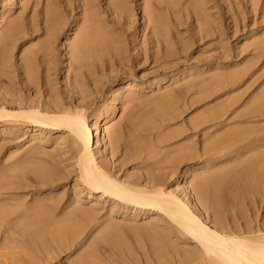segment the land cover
Here are the masks:
<instances>
[{
  "label": "bare ground",
  "instance_id": "bare-ground-1",
  "mask_svg": "<svg viewBox=\"0 0 264 264\" xmlns=\"http://www.w3.org/2000/svg\"><path fill=\"white\" fill-rule=\"evenodd\" d=\"M5 1L10 2L8 4L9 6H11V8L14 6L15 0H1L0 8L4 9L6 7L7 9V6H6L7 4L6 5L4 4L6 3ZM19 4H20V9H19L18 14L20 16H23V18L22 17H18L17 19L11 18V17H14V16L9 15L11 10H5L4 13L0 17L1 19L0 20V26H1L0 28V44H1L0 46V95H1L0 97V127H3V128H0L2 129L0 131V144L3 146L9 145V144H13L17 140L16 138L17 137L16 135L18 134L17 127L19 126V124H24V125L29 124V126L33 127V129L35 128L36 131H38V133L36 132L35 134H33L28 141L26 140L24 144L18 147V148H21L20 153H22V155H20L19 153L20 157H18V159H16L15 157L16 153L14 156L15 158L11 154V156L14 159H16L14 162H10V163L8 162V161H11L9 160L11 157L9 158V156H7L6 158H3L0 161V169L4 177V181L2 183V186H0V190L5 191L4 194H2L3 192L0 193V264H52V262L55 261L54 258L56 257L54 255L56 251H55V248H53V244L56 245L57 243H59L57 241H60V240H56V239L59 237H64V235L67 234L69 230L68 228H66L68 230H66L65 228L63 229L64 225L62 226V224H65L64 222H68L69 224H71L70 221H72V223L76 222V225H77V222L78 223L79 222H83V223L89 222L90 224L92 222L98 223L99 221H104L105 223H112V220L114 219V217L117 218L116 216L118 215L122 216L121 218H123V221L129 220V222L130 221L137 222L138 220L141 221V220L149 219L151 223H155L157 225H159L160 222H163L165 220H168L170 223H172L176 228L174 229V231L178 233L176 234L181 235V237L185 239L187 238V240L194 243L196 245L195 248L199 250V252H196V253L194 251V248H190L192 249V251H194L193 253L190 252L191 250L185 251L184 253L187 254L185 255L188 256L189 259L191 257L193 259H190V260L188 259L189 261H191V263L190 262L186 263L187 261L186 259L188 258L187 257L184 260H182L183 262L182 264H185V263L186 264H197L198 261H199L198 264L200 263L201 264H264V215L260 218L259 221H257L259 216H257L256 214L254 215V219H252L251 221L247 220L246 219L247 217L244 216L243 217L244 222L242 225L243 227H241V225H238L232 221H231L232 223L229 224V222H226V220L224 219V212L225 210H227L226 209L227 205H225V203H229L230 206L229 205L228 206L231 207L232 203H234L235 200L239 201L240 199H242V197H245L248 194L254 195L255 198H261V201L264 200V151L261 150L264 147V91H262V89H261L262 91L261 93H258L256 96H254L251 99V101L244 103L241 106L238 104L239 103L238 100L240 101L239 97L242 96L241 94L235 95L236 93L234 94L233 92L232 94H230L231 93L230 92L228 95H225L224 97L221 96L220 99L221 98L223 99L218 101L216 104H213L214 106L209 108L208 114L206 111L207 116L203 117L204 119L200 117L201 119H203V121L201 119L198 120L197 117L195 119V120H198L199 122L202 121L200 124L199 122L197 124H199V126H203L202 129L200 130V133L202 134L201 137L204 138V142L202 145L203 148L201 147L202 150L200 149L201 150L200 154L202 153L203 155L206 154V156H208L207 154L213 153L212 156L216 154L215 158L218 157L220 160V154L222 156L221 151L226 152L225 150H227L228 153H230L229 151H231V149L234 152L236 151L241 152L243 150H245L246 152L258 151L256 152L255 156L252 153H249V155L252 154L253 156L249 160L247 159V162H245V165H246L244 169L245 175L244 176L238 175V173H235V171L231 172L229 170L228 172H225V173L219 172L220 174L212 172L214 173V175H211L207 179L205 178V180H202L200 182L197 181V184L195 185L194 188H192L193 187L192 184H191V187H189L187 181H188V177H189L188 175L190 173V169H187L185 167L186 169L182 172L179 165H181L180 160H183L184 158L181 157L183 156L181 154L177 156V154L180 153L178 152L179 149H181V147L178 146L175 150L172 149V151L174 150L176 154L173 153L171 149L168 150L169 152L171 151L173 155L175 154V157L173 158H170L172 154H170L169 157L163 156L161 151H164L165 149L160 151V154L162 155V157L165 158V160L166 158H170L169 159L170 162L168 163H171L172 165L177 164L176 170L174 168L171 169L170 174H172V172L173 173L174 172L179 173L180 171L182 172L181 183L179 182V184H177L176 186H172L173 187L172 189L167 190L166 181L168 182L169 177L171 178L170 174H169V177H167V179L165 177L168 174H166L164 177L163 172H162L163 177L158 176L160 167L159 168L154 167L152 169V166L148 165L149 160L147 161V159L152 158L153 157L152 155L156 153L155 145H153L152 143H148V142L146 143L144 139L143 141L138 139V136H137L138 127H140L142 124L140 123L141 125L137 126V124L134 123L136 120H134V122L132 120L133 123L130 120H128V122L125 123V125L116 123V122L111 125L110 123L108 124V121L111 120V118L113 117L115 110H117L116 105L115 106L113 105L114 102H112L113 106H110V103L102 102L103 105L100 104V106L96 107L93 113V118L95 119L94 120L95 122L92 120L93 124L90 125L87 118L85 117V113L83 112V108L87 106L86 105L87 103L85 102L88 99V95L86 94L85 91H83L79 83L80 79L83 82L86 78L89 79V81L90 80L97 81L96 77L100 75L108 77L107 81H105L108 86L115 82H118L119 80L121 84L119 85L116 91L117 95L115 96L113 94L114 93L113 90H110L109 92L113 91L112 94L117 99H119V104L121 105L120 107L130 105L132 108H136V110L138 109L137 106H139L142 102L140 100L142 98L141 96L144 93L146 94V92L149 91L151 87L154 86V89L156 88L155 93L157 96L153 98L154 100L151 99V101L153 102H150V103L157 104V106L160 107L159 109H161V111H163L162 109H164V114L168 110L170 111L169 112L170 114L172 112V114L174 115L176 114L174 110H176L177 112L178 109H176V106H179L178 104L181 101L187 100V104L188 103L195 104V101H198V100L200 101L202 99L205 101V99H208V98L210 99V97H212V95L214 94L218 96L220 92H222V90L224 91V89L230 86H235L238 82H241V79H243L244 76L247 75V72L250 70V68H248L249 66L247 67L249 70L248 69L242 70L241 68H243L244 66L243 67L241 66L240 69L242 71L239 70L237 72L235 69L236 73L232 71L230 72L232 74H229V75L226 72L224 73L225 70L222 71L220 74H218L219 72L217 70L218 75L210 74V76L207 78H200L199 76L197 79L195 78L190 81L182 82L178 85L174 83V85H171V86L168 85L167 87L166 86L163 87L164 80L166 79L167 72L169 71L168 67L176 64L174 62L175 64L173 63V65L171 64L168 67H164L165 66L164 62L166 61L163 59L167 60L168 58L172 57L171 56L172 53L168 52L167 50L169 48L176 47L178 44H181V43L185 44V42L186 43L188 42L180 37L181 34L179 33V30H180V27L182 26L183 27L186 26V28L188 29L189 35H187L188 36L187 38L189 41L191 39L192 42L194 41V43L204 42V46L205 44L206 46H208L207 44H208V41L211 40L210 38L215 36L216 40H218L220 43L222 42L224 43L223 48L229 44L228 39L232 38L234 39V41L237 40L238 37H240L239 33L244 34V35L248 34L249 36L250 34H253V32H256L252 36L253 39L252 38H250L251 40L249 39L250 40L249 44H250V47H253L255 50H258V52H260L259 53L260 55L257 57L258 61L255 60V62L256 61L259 62V59H261L262 60L261 63L262 65H264V58H263V55H264V0H19ZM136 10H140L142 12L143 21H144L143 23L144 32L141 38L142 41L140 42H138L139 40L134 38L135 36L132 37V35H129L128 33L130 29L136 28L135 27L136 24L134 23L135 21L133 20ZM27 16H28V19H27ZM191 18L192 20L196 22V24L193 28L189 29L187 25V21ZM69 26L71 27L70 30L73 31L72 32L73 34L72 35L70 34L71 38L65 36V42H63V45H62L63 53H60L62 55V57L60 56L61 57V61H60L59 60L60 58L58 59L57 55L55 54V48H56L55 43L58 37L62 36V34L65 32L66 27L68 29L70 28ZM20 29H21L20 32L22 35L21 37L22 39L26 38L27 36L32 37L33 35H36L37 33L41 32L42 33L41 35L45 37V41L42 39L44 43L41 44L40 40H38L41 45L36 48L22 49V51H20L21 52L20 57L17 58L19 59L17 61L18 63L12 64V61L10 60L11 58L9 56L10 54L8 53V48L10 46L11 48H14L10 44H11L13 37H15L14 36L15 33ZM185 35H183V37ZM129 38L131 39L130 42L132 43V46H131V43L129 42ZM245 43L246 42H244L243 44ZM216 45L218 44L216 43ZM233 45H234V42H233ZM179 47L181 46L179 45ZM237 47L238 46L236 45V48ZM28 48H32V47H28ZM207 48H205V50ZM132 49H133V52L134 50L136 51L133 54L135 55L134 57H132V52L130 55V51ZM183 49H182V52L184 51ZM242 49H243V46H242ZM163 51L164 52L166 51L165 54ZM162 52L163 54L161 55L163 56L159 57V54ZM201 53L204 54L203 52ZM174 54L176 53L174 52ZM225 54L226 52H224L222 56L220 55L221 57L216 56V58H213V59H216V61H223V59H225ZM63 58L65 60H62ZM192 59L193 58L191 56L190 57L188 56L184 59V61L189 62ZM196 59L198 60V58ZM148 60L150 61L149 62L150 64H153L152 70L154 71V75H153L154 78L151 80L148 79L147 74H143L145 73V70H146V68L144 67L145 62ZM64 63H65V67L63 65ZM60 64L62 68L59 67ZM254 65L255 64H253V66ZM253 66H250V67H253ZM233 67L235 68V66ZM262 68L264 67L262 66ZM62 70L64 72L63 74H64V79H65V85H64L65 92L64 93H62V91L55 92L54 91L55 88L53 87V85L56 87L54 77H57L58 75H60ZM136 70L138 74L139 72H141V74L138 75L136 73ZM229 70H230V67H229ZM192 74H196V73H192ZM259 74L261 75V73ZM252 75L253 74L248 75L249 80L247 79V83L250 81ZM174 76L175 75L172 76V81L176 79V78L175 79L173 78ZM191 77H189V79ZM126 78L127 80H124ZM255 78L256 77H254V79L252 78V80L254 81ZM137 80H139V83H137ZM259 80L257 79V81ZM242 83H239V84H242ZM23 87H25V89L29 91L30 90L32 92L34 91L39 96L37 98H34L33 95L32 97H29L28 95L27 98H24L23 96L20 95V92ZM241 89H240V93L243 94L244 91L241 92L242 91ZM248 89L249 88H247L246 90ZM161 90H164V91L162 92ZM36 94H35V97H36ZM110 100L111 99L107 101L110 102ZM149 100L150 98L148 99L147 102L144 101L147 103L146 106L148 104L150 105V103H148ZM116 101L117 100H115V102ZM142 104H145V103H142ZM161 106H164V108L163 107L161 108ZM127 107L126 109L130 108V107L128 108ZM153 111H155V109ZM182 111L187 112V109L182 110ZM118 112H120L119 109H118ZM144 112L142 113V115L144 114ZM151 113L153 114L152 116L156 114L154 112H151ZM166 113L168 114V112ZM160 114H162V112ZM129 116H130L129 118L131 119V115ZM170 117H172V115ZM194 117L192 118L194 119ZM166 118L167 117H165L164 120ZM145 119H147V117H145ZM173 119L175 118L173 117ZM188 119H191V118H188ZM138 120H140V118H138ZM126 121L127 120H125V122ZM153 122L155 121L154 120L151 121V123ZM166 122L168 123V120ZM196 122L197 121H195V123ZM148 123L150 122L148 121ZM186 124L188 125V123ZM197 124L196 126H198ZM143 127H145V125ZM182 127H184V125ZM193 127L195 129V126ZM221 128L222 130L223 129L224 130L222 131ZM151 129L149 131H151ZM160 129H162V127ZM173 129L175 128L173 127ZM178 129L177 131L181 130L182 128H180L179 130ZM20 130L22 129L20 128ZM45 130L46 131L49 130L52 132L53 131L58 132V130H64L65 132L68 133L69 135V136L67 135L68 140L67 139L66 140L69 141L68 142L69 145L71 144L70 146L71 150L74 152V153L71 152V154L73 153L75 155L74 156L75 158L74 157L73 158L77 159V167L79 171L78 180H79V184H81V186L84 187V188L82 187L83 189L81 188V186L80 188L78 187L79 190L77 186H75V188H73L74 186H72L73 192L69 194L65 190L64 188L65 186H64L62 187V192L58 193L54 197H51L50 195L53 192L52 189H47L46 191L48 192V194L42 195L46 191L42 192V189L39 188V186H46L48 184L45 182L50 179L51 173L46 167H43V166L30 167L31 165L27 163H28V160H32L34 162V160L37 159L38 155L40 154L46 155V153L41 151L43 149L44 144H46V139L44 136ZM94 130L95 131L100 130V132L102 133L101 138H98L96 134L95 136L93 135ZM217 130L219 131L217 132ZM154 131H158V130H156L155 128ZM171 132L172 131H169V134H171ZM180 132L176 134H181ZM185 133H188V131ZM176 134H174L173 136H175ZM182 134L180 136H182ZM165 136L167 135L165 134ZM168 136L167 138L172 137V136H169V137ZM160 138L162 140L163 137H160ZM164 139L166 140V137ZM165 140H162L161 143H164ZM170 140H173V139H170ZM183 140L184 139H182V141ZM131 141L132 143H130ZM156 142L157 140H155V143ZM166 142L168 143V140ZM54 143L56 144V142ZM58 143H61V142H58ZM161 143L159 142L160 145H162ZM63 144L62 146L64 147V145L66 144L64 145ZM100 145L102 146L103 149L98 148ZM131 145L133 146L132 149H130ZM186 146L184 148H186ZM93 147L97 149L95 150ZM167 149L168 148L166 146V154H168ZM132 150H134L133 155L130 154ZM188 150L189 151L187 153L185 150L184 153L187 154L185 156L192 159L195 156V151H193V148H190V149L188 148ZM50 152L51 151H48V153ZM66 152H68V150H66ZM218 153H219V156H217ZM7 154H9V152ZM19 155L17 153V156ZM228 155L229 154H227L226 156ZM212 156H210V158ZM141 157L144 159L143 161L144 163L146 160V163H145L146 172L145 173L143 172L144 174L139 173L138 175L137 173L139 171L137 173L135 172L137 176H134L135 175L134 172H133L134 175H131V173L127 174L125 172V168L128 166V164L132 162V159L134 158L140 159ZM205 157H202V158L205 159ZM39 158L41 157L39 156ZM65 158L66 157H64V159ZM210 158L207 160H211ZM231 158L234 159L233 157ZM158 159H155V160H158ZM190 159L188 160L190 161ZM238 159L240 160V158ZM45 160L47 161V159ZM60 160L62 161L63 158H60L58 161ZM212 160L215 162L214 157ZM63 161L65 162V160ZM69 161L71 162V160ZM183 161H185V159ZM37 162L35 163L37 164ZM45 162H43V164ZM136 162L138 161L136 160ZM163 163L165 164L166 162H163ZM168 163H166L167 166H168ZM164 164L162 165L160 164V165L164 166ZM242 165L244 166V163H242ZM66 166H69V165H66ZM73 166L75 167V165ZM236 167L237 166H235V168ZM61 168H64V167H61ZM161 168L163 169V170L161 169L162 171L165 170L163 167ZM228 168L230 167L228 166ZM65 169L68 170L69 168H65ZM167 170H165V172ZM207 170H209V168ZM30 174L32 176H30L29 178L28 175ZM69 174L71 173L69 172ZM191 176L192 175H190V177ZM64 179H67V178H64ZM193 180H195V178ZM28 182H31V183H28ZM84 190L88 191L86 198L91 199L92 197L99 195L98 198H103L101 202L103 203L110 202L111 204H110L109 210L106 211L104 215L100 216V213H97L96 211L97 210L96 207L101 206L102 203L99 202L97 199L94 202H92L93 203L92 205L89 204L90 206H84V207L78 206L79 204L78 201L82 200L80 199L81 198L80 195L82 196V193H83L82 191ZM76 196H79L78 201H72V199H74ZM64 198H66L65 200L66 202H64V204H66V208L62 207V208H65L62 214L60 216L55 217V214H53V209L55 208V205H58V202L60 200L62 201V199ZM51 202H53V204H51ZM74 203L76 204L74 205V208H73L72 204ZM245 205H248V204H245ZM71 207H72V210H71ZM209 207H211V209L214 212L213 218H209L210 217L209 215L205 217L203 216L204 214L202 212L204 211L202 210L206 211L208 210L207 208ZM67 212H70V213L65 214ZM213 212L211 213L213 214ZM235 212H237V210ZM152 215H155V217H152ZM83 223H80V224H83ZM94 223L92 224L94 225ZM58 224L62 227H58ZM72 226L74 228V224ZM94 226L95 228L93 229H96L97 226L96 225ZM113 227L111 226L112 229ZM162 228L165 229L164 227ZM158 229L160 228L156 229L157 231H155V234L157 235L155 236L154 239L158 240L159 245L161 247L162 246L164 247L166 245L165 240L167 238L165 239V237L162 235L164 233L161 231H158ZM78 230H80V232L83 231V230L81 231V228ZM90 230L88 231V235H89ZM151 230L153 231L154 229H151ZM145 232L147 233V231ZM70 233H68V235ZM109 233L110 232H108V234ZM101 234L103 235V233ZM113 234H114V231H113ZM115 235L117 234L115 233ZM76 236L79 237L80 235L75 234V237ZM109 236L111 235L109 234ZM75 237H72V238H75ZM72 238L70 237V239ZM90 238H91V235H90ZM96 240H97V237H96ZM121 240L122 239H120V241ZM177 243H179V241ZM110 245L112 246V244ZM110 245H109V249H110ZM125 246L121 248H125ZM135 247L136 245L134 246V248ZM186 249L187 247L184 248L183 250H186ZM159 250H161L162 253L164 252L162 251V249H159ZM68 251L69 250H67V252ZM89 252L86 253L85 255L83 254L82 256L78 255L80 258V264H105V263H101V260L97 261L98 259H95L96 257L91 255L93 253L91 252L90 254ZM98 252L100 253V251ZM111 252H113V249ZM124 253L126 252H123V254ZM170 253L172 254V252ZM178 253L180 254V251ZM156 254L158 255V253ZM60 255L62 254L60 253ZM174 256H177V254H175ZM162 258L160 256L157 262L156 261H152V262L154 263L156 262L158 264L159 259H161L164 263V260ZM166 258H168V256ZM173 260L176 261V258L174 257ZM192 260H194V262ZM179 261L181 262V260ZM135 262L137 263V261ZM63 263L66 264V262H63ZM167 264L169 263L167 262Z\"/></svg>",
  "mask_w": 264,
  "mask_h": 264
},
{
  "label": "rangeland",
  "instance_id": "rangeland-1",
  "mask_svg": "<svg viewBox=\"0 0 264 264\" xmlns=\"http://www.w3.org/2000/svg\"><path fill=\"white\" fill-rule=\"evenodd\" d=\"M0 2H1V0H0ZM6 2V1H5ZM8 3H10V2H6V3H4L6 6H7V9H6V7L4 8V9H2V8H0V17H1V15L4 13V11L5 10H11L10 11V14L9 15H11V16H14V17H11V18H13V19H17L18 17H22L23 18V16H20L19 14H18V12H19V9H20V4H19V0H15L14 1V6L11 8V6H9V4ZM12 3V2H11ZM19 4V5H18ZM0 7H1V3H0ZM9 7V8H8ZM3 10V11H2ZM18 10V11H17ZM138 11V12H137ZM2 12V13H1ZM17 12V13H16ZM16 14V15H15ZM75 15V14H74ZM77 16V15H76ZM24 17H26V16H24ZM75 17V16H74ZM27 19H28V16H27ZM1 20V19H0ZM133 20L135 21L134 23L136 24L135 25V29H130L129 30V35H132V37H134V38H136L137 40H139L138 42H140V41H142V35H143V32H144V21H143V14H142V12L140 11V10H136L135 11V16L133 17ZM195 21L194 20H192V18L191 19H189L188 21H187V25H188V27H189V29L190 28H193L194 26H195V24H196V22L194 23ZM140 24V25H139ZM194 24V25H193ZM70 27V26H69ZM0 28H1V26H0ZM134 28V27H133ZM71 29V27L68 29L67 27H66V30H65V32L62 34V36H60V37H58V39H57V41H56V43H55V54L57 55V58L61 61V57H62V55L60 54V53H63V49H62V45H63V42H65V36H67V37H70L71 38V35L73 34L72 32L73 31H71L70 30ZM143 30V31H142ZM21 29L20 30H18L16 33H15V37H13V39H12V41H11V44L10 45H12V47H14V48H11V46L8 48V53L10 54L9 56H10V60L12 61V64H17L18 62V60L19 59H17V58H19L20 57V54H21V52L20 51H22V49H33V48H36V47H38V46H40L42 43H44V41H45V37H43L41 34V32H39V33H37L38 34V36H37V34L36 35H33L32 37H29V36H27L26 38H24V39H22L21 37H22V35H21ZM182 31V32H181ZM70 32V33H69ZM135 32V33H134ZM68 33V34H67ZM142 33V34H141ZM179 33L181 34V38H183L184 40H186V41H188L187 43L185 42V44H178L176 47H174V48H169L167 51L168 52H171L172 54H171V56L173 57H170L171 59H172V61H171V59L170 58H168L167 60L169 61H167L166 59H163V60H165L166 62H164L163 64L165 65L164 67H168V66H170L171 64L173 65V63L175 64V65H173V66H170V67H168V72H167V75H166V79L164 80V84H163V87H167L168 85H174V83H176L177 85L178 84H180V83H182V82H186V81H190V80H192V79H197L199 76H200V78H207V77H209L210 76V74L211 75H216L218 72V74H220L222 71H224V73L226 72V73H228V75L229 74H232V73H230V72H235V69H236V71L238 72L239 70L240 71H242V70H244V69H248V68H250V70L247 72V75L246 76H244V78L243 79H241V82H238L235 86H230V87H228V88H226V89H224V91L222 90V92H220V94L218 95V96H216V94H214V95H212V97H210V99L208 98V99H205V101L202 99V100H198V101H195V104L194 103H188L187 104V100H184V101H181L178 105L179 106H176V109H178L177 110V112H176V110H174L175 111V113L177 114H172V112H171V114L169 113L170 111H166V112H168V114H170V115H168L166 112H165V114H164V109H162L163 111H161V109H159L160 107H158L157 106V104H155V103H150V102H153V101H151V99H153V98H155L157 95H156V91H155V89H154V86L153 87H151V89L149 90V91H147L146 92V94L144 93L141 97V104L139 105L140 106V108H139V106H137V110L138 111H140L141 112V114H140V112H138L137 110H136V108H132L130 105H126V106H122V107H120L121 105L119 104V99H117L115 96L117 95V93H116V91H117V89H118V87H119V85L121 84V82L118 80V82H115V83H113V84H111V85H107L106 84V82L105 81H107V79H108V77H105V76H103V75H100V76H98V77H100V78H98V77H96V79H97V81L95 80H90L89 81V79H85L83 82H82V80L80 79V85H81V87H82V89H83V91H85L86 92V94L88 95V99L86 100V102L85 103H87L86 105L87 106H85V108H83V112L85 113V117L87 118V120H88V122L90 123V125L91 124H93L92 122L95 120L94 118H93V113H94V111H95V109H96V107H98V106H100V104L101 105H103V103H105V102H107V103H110V106H115L116 105V109L117 110H115V112H114V114H113V117L111 118V120H109L108 121V124L110 123V125L111 124H113V123H120V124H124L125 125V123H127L128 122V120H130L131 122H132V120H133V122H134V120H136L134 123H136L137 124V126H140L141 124V126L140 127H138V133H137V136H138V139H140L141 141H143V139H144V141L147 143H152L153 145H155V151H156V153H154V155H152L153 157H155V158H153L152 156H150V157H152V158H149V159H147V161H148V165H151L152 166V169L155 167H160L159 169H160V171L158 172V176H162V172H163V176L165 177V175L166 174H168V175H166V179H167V177H169V174L171 173L170 172V170L171 169H175L176 170V168H177V164H171V163H168V162H170L169 161V159L170 158H173V157H175V152H174V150L179 146V147H181V149H179V151L178 152H180V153H178L177 154V156L179 155V154H181V155H183V156H181V157H183L184 159H185V161H183V160H180L181 161V165H179L180 166V168H181V170H182V172L187 168V169H190V173H189V177H188V186L189 187H191V184H192V188H194L195 187V185L197 184V181H202V180H205V178L207 179L208 177H210L211 175H214V173H218V174H220L219 172H223V173H225V172H228V170L229 171H235V173H238V175H242V176H244L245 175V171H244V169H245V167H246V165H245V162H247V159L249 160L250 158H252V156L254 155H256V152H258V151H251V152H246L245 150H243V151H236V152H234L232 149H231V151L232 152H234V153H232L231 151H229L230 153H228V151L227 150H225L226 152H224V151H221L222 152V156H221V154H220V160H219V158L218 157H216L215 158V156H216V154L214 155V156H212L213 155V153H209V154H207L208 156H206V154L205 155H203L202 153L200 154V152H201V150H202V148H203V142H204V138L203 137H201L202 136V134L200 133V130L202 129V127L203 126H199V124L203 121V117H205V116H207V114H208V110H209V108L210 107H212V106H214L213 104H216L218 101H220V100H222L223 98H221L220 99V97L222 96V97H224L225 95H228L230 92V94H232L233 92H234V94L235 95H237V94H241L242 96H240L239 97V99H240V101L238 100V104L241 106V105H243L244 103H247V102H249V101H251V99L254 97V96H256L258 93H261L262 91H264V68H262V66L264 67V65H262V60L261 59H259V62H257L258 61V56L260 55L259 53L260 52H258V50H255L253 47H250V44H249V42H250V38H252L253 39V35L256 33V32H253V34H250L249 36H248V34H240L239 33V35H240V37H238V39L237 40H235L234 41V39H228V42H229V44L226 46V47H224L223 48V45H224V43L222 42V43H220L218 40H216L215 38V36L214 37H212V38H210L211 40L210 41H208V46H206V44H205V46H204V42H201V43H194V41L192 42V40L190 39V41L188 40V36L187 35H189L188 34V29L186 28V26H182V27H180V30H179ZM71 34V35H70ZM179 34V35H180ZM186 34V35H185ZM40 35V36H39ZM70 35V36H69ZM128 35V36H129ZM183 35H185L184 37H183ZM19 36H20V38H19ZM140 36V37H139ZM258 36V35H257ZM17 37V38H16ZM38 37V38H37ZM249 37V38H248ZM36 38V39H35ZM248 38V39H247ZM257 38V37H256ZM26 39V40H25ZM28 39V40H27ZM32 39V40H31ZM44 41H43V40ZM212 39H213V41H212ZM250 39V40H249ZM38 40H40V43H39V41ZM136 40V41H137ZM217 42H216V41ZM231 40V41H230ZM249 40V41H248ZM16 41V42H15ZM26 41V42H25ZM131 41V39L129 38V42ZM241 41V42H240ZM13 42V43H12ZM190 42V43H189ZM211 42V43H210ZM232 42V43H231ZM233 42H234V45H233ZM237 44H236V43ZM244 42H246L245 44H243ZM248 42V43H247ZM131 43V42H130ZM215 45H214V44ZM216 43L218 44V45H216ZM242 43V44H241ZM38 44V45H37ZM192 44V45H191ZM249 44V45H248ZM33 45V46H32ZM37 45V46H36ZM179 45L181 46V47H179ZM186 45V46H185ZM203 45V46H202ZM236 45L238 46L237 48H236ZM247 45H248V47H247ZM0 46H1V44H0ZM18 46H19V48H18ZM21 46V47H20ZM131 46H132V43H131ZM242 46H243V49H242ZM24 47V48H23ZM25 47H27V48H25ZM28 47H32V48H28ZM179 47V48H178ZM201 47H203V48H201ZM208 47V48H207ZM210 47V48H209ZM221 47V48H220ZM233 47V48H232ZM241 47V48H240ZM247 47V48H246ZM61 48V49H60ZM184 48V49H183ZM205 48H207L206 50H205ZM218 48V49H217ZM240 48V49H239ZM251 48V49H250ZM164 49V48H163ZM162 49V50H163ZM182 49L184 50L183 52H182ZM187 51H186V50ZM236 49V50H235ZM249 49V50H248ZM19 50V51H18ZM165 50V49H164ZM170 50V51H169ZM238 50H240V51H238ZM9 51H11V52H9ZM18 51V52H17ZM62 51V52H61ZM173 51V52H172ZM186 51V52H185ZM203 52L204 54H202L201 52ZM217 51H219V52H217ZM232 51V52H231ZM131 52H132V57H134L135 55H133L136 51L134 50V52H133V49L130 51V55H131ZM164 52V51H163ZM163 52L162 53H160L159 54V57H161V56H163V55H161V54H163ZM166 52V51H165ZM165 52H164V54H165ZM174 52L176 53V54H174ZM185 52V53H184ZM224 52H226V54H225V59H223V61H216V59H213V58H216V56L217 57H221L222 56V54L224 53ZM252 52V53H251ZM17 53V54H16ZM220 53V54H219ZM16 54V55H15ZM173 54H174V56H173ZM182 54V55H181ZM202 54V55H201ZM251 54V55H250ZM14 55V56H13ZM177 55V56H176ZM183 55H185V56H183ZM212 55V56H211ZM221 55V56H220ZM240 55V56H239ZM242 55V56H241ZM16 56V57H15ZM61 56V57H60ZM182 56V57H181ZM192 57L193 59L191 60V61H189V62H185L184 61V59L186 58V57ZM194 56V57H193ZM200 56V57H199ZM211 56V57H210ZM236 56H237V58H236ZM176 57V58H175ZM179 57V58H178ZM202 57V58H201ZM206 57H207V59H206ZM208 57H210V58H208ZM228 57V58H227ZM239 57V58H238ZM175 58V59H174ZM195 58V59H194ZM196 58H198V60L196 59ZM236 58V59H235ZM263 58H264V55H263ZM210 59V60H209ZM254 59V60H253ZM62 60H65L64 58L62 59ZM200 60V61H199ZM208 60V61H207ZM235 60V61H234ZM244 60V61H243ZM251 60H252V62H253V64H255L254 66H253V64H252V62H251ZM255 60H257L256 62H255ZM59 61V62H60ZM209 61H211V62H209ZM150 61L148 60V61H146L145 62V68H146V70H145V73H143V74H147V77H148V79L149 80H151V79H153L154 77H153V75H154V71L152 70L153 69V64H150L149 63ZM207 62H209V63H207ZM247 62V63H246ZM251 62V63H250ZM169 63V64H168ZM232 63V64H231ZM240 63V64H239ZM244 63H246V64H244ZM249 63V64H248ZM260 63V64H259ZM213 64V65H212ZM250 64H252V65H250ZM64 65V67H65V63L63 64ZM147 65V66H146ZM194 65V66H193ZM221 65V66H220ZM238 65V66H237ZM247 65V66H246ZM262 65V66H261ZM210 66V67H209ZM233 66H235V68L233 67ZM240 66V67H239ZM241 66L243 67V68H241ZM249 66V67H248ZM250 66H253V67H250ZM60 68H62V66H61V64H60V66H59ZM152 67V68H151ZM216 68V69H214V68ZM223 69H222V68ZM229 67H230V70H229ZM238 67H239V69H238ZM248 67V68H247ZM220 68V69H219ZM234 70H233V69ZM242 70H241V69ZM261 68H262V70H261ZM193 69V70H192ZM200 69H201V71H200ZM213 69V70H212ZM232 69V70H231ZM238 69V70H237ZM258 69V70H257ZM61 70V69H60ZM217 70H218V72H217ZM228 70H229V72H228ZM261 70V71H260ZM206 71V72H205ZM214 71V72H213ZM61 72V71H60ZM188 72V73H187ZM199 74H198V73ZM203 72V73H202ZM252 72H254V73H252ZM256 72V73H255ZM64 72H63V70H62V72L60 73V75H58L57 77H54V81H55V83H56V87L53 85V87L55 88V92L57 91H62V93H64L65 92V89H64V85H65V79H64V74H63ZM136 73L138 74V72H137V70H136ZM169 73V74H168ZM176 73V74H175ZM191 75H190V74ZM192 73H196V74H192ZM213 73V74H212ZM215 73V74H214ZM236 73V72H235ZM259 73H261V75L259 74ZM141 74V72H139V74L138 75H140ZM178 74V75H177ZM217 74V75H218ZM251 74H253L252 75V77H251V79H250V81L247 83V79L249 80V76L248 75H251ZM169 75V76H168ZM173 75H175L173 78L175 79L174 81H172V76ZM193 75H195V76H193ZM196 75H197V77H196ZM205 75H206V77H205ZM208 75V76H207ZM257 75V76H256ZM179 76V77H178ZM192 76V77H191ZM202 76H204V77H202ZM259 76H260V78H259ZM189 77H191L190 79H189ZM254 77H256L255 78V80L253 81L252 80V78L254 79ZM262 78V79H261ZM4 79V78H3ZM99 79V80H98ZM105 79V80H104ZM257 79L259 80V81H257ZM124 80H127V78L126 79H124ZM181 82H180V81ZM185 80V81H184ZM251 80H252V82H251ZM98 81H100V82H98ZM257 83H256V82ZM261 81H262V83H261ZM243 82V83H242ZM250 82H251V84H250ZM137 83H139V80H137ZM171 83V84H170ZM239 83H242V84H239ZM252 83H253V85H252ZM84 84V85H83ZM104 84V85H103ZM239 84V85H238ZM250 84V85H249ZM256 84V85H255ZM238 85V86H237ZM248 85H249V87H248ZM241 86V87H240ZM246 86H247V88H249L248 90H250V91H248V90H246L247 88H246ZM243 87H244V89H243ZM254 87V88H253ZM24 88V89H23ZM22 88V90H21V92H20V95L21 96H23L24 98H27L28 97V95H29V97H32V95L34 96V98H37L39 95L38 94H36L34 91L32 92L31 90L29 91V90H27V89H25V87H23ZM232 88V89H231ZM234 88V89H233ZM239 88V89H238ZM242 88V89H241ZM252 88V89H251ZM64 89V90H63ZM237 91H236V90ZM240 89L242 90L241 92H243V94L245 93V92H247V93H245V94H247V95H243L242 93H240ZM261 89H262V91H261ZM94 90V91H93ZM110 90H113L114 91V93H113V91L112 92H109ZM229 90V91H228ZM239 90V91H238ZM25 91V92H24ZM106 91H107V93H106ZM162 92L164 91V90H161ZM258 91V92H257ZM28 92V93H27ZM102 92V93H101ZM151 92V93H150ZM154 92V93H153ZM239 92V93H238ZM24 93V94H23ZM115 95H113V94ZM219 93V92H218ZM217 93V94H218ZM27 94V95H26ZM35 94H36V97H35ZM104 94V95H103ZM221 94H223V95H221ZM233 94V95H234ZM31 95V96H30ZM97 95V96H96ZM64 96V95H63ZM96 96V97H95ZM145 96V97H144ZM0 97H1V95H0ZM197 97V96H196ZM216 97V98H215ZM219 97V98H218ZM243 97V98H242ZM97 98V99H96ZM115 98V99H114ZM144 98V99H143ZM147 98V99H146ZM150 98V100H149V102L148 103H150V105L148 104L147 106H146V102L148 101V99ZM213 98V99H212ZM39 99V98H38ZM109 99H113L112 101L110 100V102H108L107 100H109ZM197 99V98H196ZM115 100H117L116 102H115ZM154 100V99H153ZM189 100V99H188ZM144 101H146V102H144ZM210 103H209V102ZM103 102V103H102ZM112 102H114L113 103V105H112ZM183 102V103H182ZM189 102V101H188ZM199 102V103H198ZM204 102V103H203ZM212 102V103H211ZM214 102V103H213ZM142 103H145V104H142ZM197 103V104H196ZM206 103H208V104H206ZM119 104V105H118ZM154 104V105H153ZM191 104H192V106H191ZM193 104H194V106H193ZM210 104V105H209ZM89 105V106H88ZM142 105H143V107H142ZM152 105V106H151ZM190 105V106H189ZM130 107V108H128V107ZM147 108H146V107ZM150 106H151V108H150ZM155 106V107H154ZM181 106V107H180ZM183 106V107H182ZM120 107V108H119ZM126 107L128 108V109H126ZM157 107V108H156ZM164 108V106H161V108ZM191 107V108H190ZM206 107H208V108H206ZM110 108V107H109ZM108 108V109H109ZM123 108V109H122ZM144 109V110H142V109ZM148 108H150V109H148ZM181 108V109H180ZM187 109V112L186 111H182V110H185V109ZM203 108V109H202ZM205 108V109H204ZM93 109V110H92ZM118 109H119V111L120 112H118ZM129 109H131V110H129ZM134 109V110H133ZM146 109V110H145ZM155 109V111H153ZM157 109V110H156ZM122 110H123V112H122ZM125 110H127V111H125ZM142 110V111H141ZM205 110V111H204ZM104 111V110H103ZM102 111V112H103ZM107 111V110H106ZM130 111V112H129ZM136 113H135V112ZM145 111V112H144ZM154 112V113H156L154 116H152L153 114L151 113V112ZM158 111V112H157ZM159 111H160V113L162 112V114H164V115H162V114H160L159 113ZM202 111V112H201ZM206 111H207V114H206ZM138 112V113H137ZM144 112V114L143 115H145V116H143L142 115V113ZM151 114H150V113ZM194 112V113H193ZM92 113V114H91ZM105 113V112H104ZM180 113V114H179ZM181 113H183V114H181ZM158 114H159V116H158ZM198 114V115H197ZM201 114H202V116H201ZM129 115H131V119L129 118L130 116ZM166 115V116H165ZM172 115V117H170ZM181 115V116H180ZM121 116V117H120ZM132 116H133V118H132ZM179 116V117H178ZM184 118H183V117ZM186 116V117H185ZM195 116V117H194ZM115 117V118H114ZM125 117V118H124ZM128 117V118H127ZM145 117H147V119H149V120H147V119H145ZM159 117V118H158ZM165 117H167L165 120H164V118ZM170 119H169V118ZM173 117L175 118V119H173ZM192 117H194V119L192 118ZM196 117H197V119L198 120H200L201 118H203V119H201L202 121H198V120H195L196 119ZM201 117V118H200ZM121 119V121H120V119ZM127 118V119H126ZM135 118V119H134ZM137 118V119H136ZM138 118H140V120H138ZM152 120H151V119ZM154 118V119H153ZM157 118V119H156ZM178 118V119H177ZM188 118H191V119H188ZM127 120L126 122H125V120ZM145 121H144V120ZM161 119V120H160ZM180 119V120H179ZM93 120V121H92ZM155 121V122H153V123H151V121ZM168 120V123L166 122ZM174 120V121H173ZM187 120V121H186ZM138 121H139V123H138ZM142 121V122H141ZM148 121L150 122V123H148ZM159 121V122H158ZM177 121V122H176ZM195 121H197L196 123H195ZM95 122V121H94ZM132 122V123H133ZM157 122V123H156ZM174 122V123H173ZM181 122V123H180ZM190 122V123H189ZM199 122V124H197ZM141 123V124H140ZM148 123V124H147ZM162 124V125H160V124ZM183 123V124H182ZM186 123H188V125L186 124ZM195 123V124H194ZM151 124V125H150ZM155 126H154V125ZM196 124L198 125V126H196ZM145 125V127H147V128H145V127H143ZM147 125V126H146ZM150 125V126H149ZM152 125H153V127H152ZM157 125V126H156ZM167 125V126H166ZM184 125V127H182ZM189 125H191V126H189ZM171 126V127H170ZM177 128H176V127ZM193 126H195V129H194V127ZM143 127V128H142ZM152 129H151V128ZM162 127V129H160ZM173 127L175 128V129H173ZM178 127H179V129L180 128H182L181 130H179L178 129ZM189 127V128H188ZM193 127V128H192ZM197 127H199V128H197ZM201 127V128H200ZM0 128H3V127H0ZM18 128V134L16 135L17 137V140L13 143V144H9V145H1L0 144V161L3 159V158H6L7 156H9V160H11V161H8L9 163L10 162H14L16 159H18V157H20V155H22V153H20L21 152V148H18L20 145H22V144H24L25 142H26V140L28 141L30 138H31V136L33 135V134H35L36 132L38 133V131H36V129L34 128L33 129V127H31V126H29V124H26V125H24V124H19V126L17 127ZM20 128L22 129V130H20ZM26 128V129H25ZM32 128V129H31ZM93 128V127H92ZM149 128V129H148ZM155 128H156V130H158V131H154L155 130ZM191 128H192V130H191ZM94 129H95V127H94ZM151 129V131H149ZM162 130V131H160V130ZM172 129V130H171ZM177 129L179 130V131H177ZM2 129H0V131H1ZM221 130H222V128H221ZM224 130V129H223ZM222 130V131H223ZM27 131V132H26ZM35 131V132H34ZM49 130H45L44 131V136H45V139H46V144H44V146H43V149L41 150L42 152H44V153H46V155H38V158L37 159H35L34 160V162L32 161V160H28V163L27 164H29V165H31L30 167H39V166H43V167H46L48 170H49V172L51 173V177H50V179L49 180H47L45 183H48L46 186H39V188H41L42 189V192H44V191H46L47 189H52V193L50 194L51 195V197H54V196H56L58 193H61L62 192V187H64L65 188V190L70 194L71 192H73V188H75V186H77V188L79 187L80 188V186H81V184H79V180H78V178H79V171H78V167H77V159H74L75 157V155L73 154L74 152L71 150V144L69 145L68 144V142L69 141H67L68 140V133L67 132H65L64 130H58V132L57 131H49ZM140 131V132H139ZM148 131H149V133H148ZM169 131H172L171 132V134H169ZM181 131V132H180ZM183 131H184V133H183ZM188 131V133H185V132H187ZM191 131H193V132H191ZM219 130H217V132H218ZM22 132V133H21ZM33 132V133H32ZM48 133V135H47V133ZM62 132H63V134H62ZM65 132V133H64ZM147 132V133H146ZM167 132H168V134H167ZM178 132H180L181 134H182V136H180L181 134H176V133H178ZM51 135H50V134ZM142 133V134H141ZM144 133H146V134H144ZM154 133V134H153ZM156 133V134H155ZM204 133V132H203ZM95 134L97 135V137L98 138H101V136H102V133L100 132V130H94L93 131V135L95 136ZM158 134V135H157ZM163 134V135H162ZM165 134L168 136H172L171 138H167V136H165ZM174 134H176L175 136H173ZM47 135V136H46ZM50 135V136H49ZM68 135V136H67ZM140 135V136H139ZM152 135V136H151ZM177 135H179V136H177ZM193 135H194V137H193ZM206 135V134H205ZM44 136H43V138H44ZM64 136V137H63ZM66 136V137H65ZM146 136V137H145ZM166 137V140L164 139L165 137ZM168 136V137H169ZM177 136V137H176ZM184 136V137H183ZM22 137V138H21ZM28 137V138H27ZM48 137H49V139H48ZM144 137V138H143ZM158 137V138H157ZM160 137H163L162 138V140H165V142L164 143H161V138ZM175 137V138H174ZM192 137V138H191ZM200 137V138H199ZM70 138V137H69ZM131 138V137H130ZM157 140V142H158V144H157V142L155 143V140ZM177 138V139H176ZM202 138V139H201ZM52 139V140H51ZM59 139H61V140H59ZM67 139V140H66ZM161 140V141H159V140ZM170 139H173V140H170ZM182 139H184L183 141H182ZM24 140V141H23ZM54 140H56V141H54ZM59 140V141H58ZM146 140H148V141H146ZM168 140V143L166 142ZM191 140V141H190ZM48 141V142H47ZM56 142V144L54 143V142ZM61 142V143H58V142ZM178 141V142H177ZM186 141V142H185ZM54 144H52V143ZM63 142H64V144H66V145H64L63 144ZM159 142L163 145H160L159 144ZM189 144H188V143ZM202 142V143H201ZM130 143H132V141L130 142ZM182 143H184V144H182ZM192 143V144H191ZM50 144V145H49ZM62 144L64 145V147L62 146ZM173 144V145H172ZM175 144H177V145H175ZM180 144V145H179ZM186 144H187V146H186ZM194 144V145H193ZM57 145V146H56ZM60 145H61V147H60ZM157 145V146H156ZM170 145V146H169ZM183 145V146H182ZM201 145V146H200ZM17 146V147H16ZM48 146V147H47ZM53 146H54V148H53ZM69 146V147H68ZM166 146H167V152H168V154H166ZM186 146V148H184ZM8 147V148H7ZM14 147V148H13ZM50 147H52V148H50ZM56 147V148H55ZM94 147H95V145H94ZM93 147V148H94ZM131 148L130 149H132V145L130 146ZM171 147V148H170ZM200 147V148H199ZM202 147V148H201ZM68 148V149H67ZM98 148H101V149H103L102 148V146L100 145ZM188 148L190 149V148H193V151H195V156L197 157H193L192 159H190V158H188V157H186L185 155H187V154H185L184 152H185V150H186V153L189 151L188 150ZM2 149V150H1ZM6 149V150H5ZM60 149V150H59ZM64 149H65V151H64ZM95 150L97 149V148H94ZM156 149H158V150H156ZM165 149V150H164ZM171 149V151H172V149H174L172 152L173 153H175L174 155L172 154V152L170 151H168V150H170ZM201 149V150H200ZM11 150V151H10ZM44 150V151H43ZM47 152H46V151ZM66 150H68V152H66ZM161 150H164V151H161ZM192 150V149H191ZM230 150V149H229ZM261 150H263L264 151V147L261 149ZM13 151V152H12ZM19 151V152H18ZM48 151H51L50 153H48ZM130 151V150H129ZM129 151H128V153H129ZM159 151V152H158ZM160 151H161V153L163 154V156L164 157H169L170 156V154H172V156H170V158H166V160H168V161H166L165 160V158L164 157H162V155L160 154ZM9 152V154H7ZM59 152V153H58ZM70 152V153H69ZM71 152H73L72 154H71ZM220 152V153H221ZM224 152V153H223ZM15 153H16V156H15ZM17 153H18V155H19V153H20V155L19 156H17ZM54 153V154H53ZM57 153H58V155H57ZM133 153H134V150H132L131 152H130V154H132L133 155ZM231 154L230 156L228 155V156H226L227 154ZM236 153V154H235ZM249 153H252V154H250L249 155ZM11 154H12V156L14 157H16V159H14L12 156H11ZM48 154H50V155H48ZM55 155V156H53V155ZM65 154V155H64ZM67 154V155H66ZM158 154H159V156H158ZM164 154H166V155H164ZM200 154V155H199ZM240 154V155H239ZM242 154H244V155H242ZM5 155V156H4ZM52 155V156H51ZM60 155V156H59ZM70 155V156H69ZM73 155V156H72ZM131 155V156H132ZM160 155H161V157H160ZM224 155H225V157H224ZM242 155V156H241ZM247 155V156H246ZM39 156L43 159H41V158H39ZM63 156V157H62ZM206 156V157H205ZM210 156H212L211 158H210ZM217 156H219V153H218V155ZM235 156V157H234ZM45 157H47V158H45ZM59 157V158H58ZM64 157H66L65 159H64ZM74 157V158H73ZM158 157H159V159H158ZM202 157H205V159L204 158H202ZM213 157H214V160H215V162L212 160L213 159ZM231 157H233L234 159H232ZM237 157V158H236ZM242 157V158H241ZM244 157H245V159H244ZM13 158V159H12ZM51 158V159H50ZM60 158H63V160H65V162L62 160H60V161H58ZM186 158H187V160H186ZM211 159V160H207V159ZM238 158H240V160L238 159ZM45 159H47V161L45 160ZM67 159V160H66ZM72 159H73V161H74V163H73V161H72ZM141 159H142V161H141ZM155 159H158L159 160V162H158V160H155ZM188 159H190V161L188 160ZM196 159V160H195ZM199 159V160H198ZM204 159V160H203ZM223 161H222V160ZM235 159H237V160H235ZM243 159V160H242ZM46 162H45V161ZM69 160H71V162H72V164H71V162L69 161ZM135 160V161H134ZM136 160L138 161V162H136ZM140 160V161H139ZM231 161V163H230V161ZM232 160H234V161H232ZM38 161V162H37ZM40 161V162H39ZM57 161V162H56ZM67 161H69V162H67ZM144 161V159L141 157L140 159L138 158V159H132V162L130 163V164H128V166L125 168V172L127 173V174H130L131 173V175H134V173L136 172H138L137 173V175L139 174V173H141V174H144L145 172H146V168H145V163H146V160H145V163L143 162ZM152 161V162H151ZM206 161H207V163H206ZM208 161H209V163H208ZM235 161H237V162H235ZM35 162H37V164L35 163ZM43 162H45L44 164H43ZM55 162V163H54ZM63 162V163H62ZM136 162V163H135ZM150 162V163H149ZM162 162V163H161ZM163 162H166V163H168V166L166 165V163L164 164ZM202 162H204V163H202ZM229 162V163H228ZM235 162V163H234ZM241 162V163H240ZM62 163V164H61ZM139 163V164H138ZM157 163V164H156ZM159 163V164H158ZM196 163V164H195ZM213 163V164H212ZM225 163V164H224ZM233 163V164H232ZM242 163H244V166L242 165ZM7 164V163H6ZM33 164V165H32ZM69 165V166H66V165ZM71 164V165H70ZM134 164V165H133ZM152 164H154V165H152ZM155 164H156V166H155ZM162 164H164V166H161ZM193 164V165H192ZM209 164V165H208ZM223 164V165H222ZM45 165V166H44ZM73 165H75V167L73 166ZM196 165V166H195ZM199 165V166H198ZM205 165V166H204ZM215 165V166H214ZM48 166V167H47ZM138 166V167H137ZM140 166V167H139ZM171 166H172V168H171ZM176 166V167H175ZM190 168H189V167ZM193 166H195V167H192ZM215 168H214V167ZM220 166H222V167H220ZM227 166V167H226ZM228 166L230 167V168H228ZM233 166V167H232ZM235 166H237L236 168H235ZM60 167V168H59ZM61 167H64V168H61ZM130 167H131V169H130ZM134 169H133V168ZM137 167V168H136ZM161 167H163L165 170H167L166 172H165V170L164 171H162L163 169L161 168ZM166 167V168H165ZM170 167V168H169ZM186 167V168H185ZM212 167V168H211ZM219 167V168H218ZM239 167V168H238ZM65 168H69L68 170L67 169H65ZM141 168V169H140ZM203 168V169H202ZM205 168V169H204ZM209 168V170H207ZM52 169V170H51ZM128 169V170H127ZM131 171H130V170ZM137 169V170H136ZM143 169V170H142ZM162 169V170H161ZM212 171H211V170ZM237 169V170H236ZM242 169V170H241ZM66 170V171H65ZM135 170V171H134ZM141 170V171H140ZM192 170V171H191ZM205 172H204V171ZM215 170V171H214ZM217 170H218V172H217ZM76 171V172H75ZM237 171V172H236ZM67 172V173H66ZM69 172L71 173V174H69ZM134 172V173H133ZM144 172V173H143ZM182 172L180 171L179 173L178 172H172V174H170V176H171V178L169 177V179H168V182L166 181V183H167V185H166V189L167 190H169V189H172L173 187L172 186H176L177 184H179V182L181 183V176H182ZM193 172V173H192ZM199 172V173H198ZM202 172V173H201ZM212 172H214V173H212ZM242 172V173H241ZM66 173V174H65ZM73 173V174H72ZM136 173H135V175L134 176H137L136 175ZM200 173H201V175H200ZM77 174V175H76ZM176 174V175H175ZM197 174V175H196ZM74 175V176H73ZM172 175H173V177H172ZM190 175H192L191 177H190ZM203 175V176H202ZM30 176H32L31 174L30 175H28V177L30 178ZM162 176V177H163ZM180 176V177H179ZM207 176V177H206ZM54 177V178H53ZM75 177V178H74ZM199 177H201V178H199ZM2 178V179H1ZM64 178H67V179H64ZM74 178V179H73ZM191 178V179H190ZM195 178V180H193ZM197 178H198V180H197ZM28 179V178H27ZM72 179V180H71ZM165 179V180H166ZM29 180V179H28ZM66 180V181H65ZM192 180H193V182H192ZM3 181H4V177H3V174L1 173V169H0V186H2V183H3ZM26 181V180H25ZM52 181V182H51ZM65 181V182H64ZM78 181V182H77ZM191 181V182H190ZM50 182V183H49ZM175 182H177V183H175ZM28 183H31V182H28ZM56 183V184H55ZM70 184V185H69ZM72 184V185H71ZM173 184V185H172ZM175 184V185H174ZM53 185V186H52ZM62 185V186H61ZM170 185V186H169ZM58 186V187H57ZM70 186V187H69ZM72 186H74L73 188H72ZM67 187V188H66ZM83 186H81V188H82ZM55 188V189H54ZM57 188V189H56ZM79 188H78V190H79ZM84 188V187H83ZM82 188V189H83ZM69 189H71V190H69ZM65 191V192H66ZM3 192V193H2ZM55 192V193H54ZM83 193H82V196L80 195V199H82L81 201H78V199H79V196H76L74 199H72V201H78L79 202V204H78V206H81V207H84V206H90V205H92L93 203L92 202H94L96 199L99 201V202H101L102 201V199L103 198H98L99 197V195H97V196H94V197H92L91 199L90 198H86L87 197V194H88V191L87 190H84V191H82ZM0 193H2V194H4L5 193V191H3V190H0ZM47 195L48 194V192L46 191V192H44L42 195ZM73 194V193H72ZM74 195V194H73ZM73 195H71V196H73ZM86 195V196H85ZM252 194H248L247 196H245V197H242V199H240L239 201H234V203H232V205H231V207H229L230 206V204L229 203H225V205H227L225 208L227 209V210H225V212H224V219L226 220V222H229V224L230 223H232V222H234V223H236V224H238V225H241V227H243L242 225H243V222H244V216L245 217H247L246 219L247 220H252V219H254V215L256 214L257 216H259V218L257 219V221H259L260 220V218L264 215V211H262V210H264L263 208H264V200H262L261 201V198H255L254 197V195H252ZM89 196V195H88ZM252 198H251V197ZM258 196V195H257ZM97 197V198H96ZM85 198V199H84ZM246 198V199H245ZM254 198V199H253ZM94 199V200H93ZM64 200V201H63ZM66 200V198H64V199H62V201L60 200L59 202H58V205H55V208L53 209V214H55V217L56 216H60L61 214H62V212H63V210L66 208V204H64V202H66L65 201ZM107 200V199H106ZM245 200V201H244ZM248 203H247V202ZM250 201H251V203H250ZM257 201V202H256ZM61 202V203H60ZM226 202H228V201H226ZM236 202V203H235ZM83 205H82V204ZM102 203V205L101 206H98V207H96L97 208V213H100V216L101 215H104V213L106 212V211H108L109 210V207H110V202H101ZM239 203V204H238ZM51 204H53V202H51ZM76 203H74V204H72V207L74 208V205H75ZM90 204V205H89ZM237 204V205H236ZM245 204H248V205H245ZM229 205V206H228ZM208 206V205H207ZM235 206V207H234ZM62 207H65V208H62ZM72 207H71V210H72ZM237 207H238V209H237ZM253 207V208H252ZM101 208V209H100ZM260 208V209H259ZM208 210H202V211H204V212H202L204 215V217L205 216H207V215H209L208 217L209 218H213V216H214V212H213V210L211 209V207H209V208H207ZM240 209V210H239ZM210 210V211H209ZM237 210V212H235ZM251 210V211H250ZM60 211V212H59ZM101 211V212H100ZM234 211V212H233ZM254 211V212H253ZM211 212H213V214L211 213ZM70 212H67V213H65V214H69ZM231 213V214H230ZM243 213V214H242ZM254 213V214H253ZM206 214V215H205ZM212 215V216H211ZM228 215H230L231 216V218H230V216H228ZM251 216V217H250ZM253 216V217H252ZM117 218H115L114 217V219L112 220V223H105L104 221H99L98 223H94V222H92V223H94V225H96L97 227H98V229H97V227H96V229H93V228H95V226L92 224V223H90L89 224V222H77V225H76V222H74V223H72V221H70V223L71 224H69L68 222H64L65 224H62V226H63V229L65 228H68V229H66V230H68V232H67V234H65L64 235V237H59V238H57L56 240H60V241H57V242H59V243H57L56 245L55 244H53V248H55V253H54V255L56 256L55 258H54V260L55 261H53L52 262V264H65V263H63V262H66V264H80V258H79V256L78 255H80V256H82L83 254L85 255L86 253H88L89 251V253L91 254V252L93 253V254H91V255H93V256H95L96 258L95 259H98L97 261H99V260H101V263H105V264H155L157 261H158V258H160V256H161V258H162V256H163V260H164V263H163V261L161 260V259H159V263L158 264H167V262L170 264V262H171V264H175L176 262L177 263H179V264H182L183 262H182V260H184L185 258H187L188 256H186L187 254L186 253H184L185 251H189V250H191L190 252H194L195 251V253L196 252H199V250H197L195 247H196V245L194 244V243H192V242H190L189 240H187V238L185 239V238H183V237H181V235H177L178 233L177 232H175L174 231V229H176L175 228V226L172 224V223H170L168 220H165V221H163V222H160L159 223V225H157V224H155V223H151L150 221H149V219H145V220H138L137 222L135 221V222H132V221H130L129 222V220H124L123 221V218H121L122 216L121 215H118V216H116ZM152 217H155V215H152ZM238 217V218H237ZM242 217V218H241ZM233 218V219H232ZM230 219V220H229ZM236 220V221H235ZM127 221V222H126ZM168 221V222H167ZM232 221V222H231ZM120 222V223H119ZM121 222H123V223H121ZM140 222V223H139ZM242 222V223H241ZM61 223V222H60ZM59 223V224H60ZM67 223V224H66ZM80 223H83V224H80ZM85 223H87V224H85ZM118 223V224H117ZM133 223V224H132ZM172 224V225H170V224ZM58 224V227H62V226H60ZM74 224V228H73V225ZM80 224V225H79ZM92 224V225H91ZM126 224V225H125ZM129 224V225H128ZM138 224V225H137ZM153 224H155V225H153ZM72 227H71V226ZM81 225H82V227H83V229H82V227H81ZM104 225V226H103ZM106 225H108V226H106ZM153 225V226H152ZM56 226V225H55ZM79 226V227H78ZM89 226V227H88ZM91 226V227H90ZM101 226H103V227H101ZM110 226V227H109ZM111 226L113 227V229L111 228ZM76 227H78V228H76ZM88 227V228H87ZM129 227V228H128ZM137 227V228H136ZM162 227H164L165 229H163ZM81 228V231L82 232H80V230H78V229H80ZM87 228V229H86ZM103 228H105V229H103ZM118 228V229H117ZM124 228V229H123ZM134 228V229H133ZM157 228H160V229H158V231H161V232H163L164 234H162L164 237H165V243H166V245L162 248L160 245H159V242H158V240H155L154 238H155V236L157 235V234H155V231H157L156 229ZM162 228V229H161ZM75 229H77V230H75ZM91 229V230H90ZM101 229V230H100ZM103 229V230H102ZM110 229V230H109ZM117 229V230H116ZM129 229V230H128ZM140 229H141V231H140ZM151 229H154L153 231L151 230ZM87 230V231H86ZM90 230V232H89V235H88V231ZM105 230V231H104ZM109 230V231H108ZM133 230V231H132ZM147 231V233L145 232V231ZM73 233H72V232ZM76 231V232H75ZM100 231H101V233H103V235L100 233ZM113 231H114V234H113ZM127 231V232H126ZM130 231V232H129ZM135 231H137V232H135ZM177 231V230H176ZM71 232V233H70ZM81 234H80V233ZM84 232V233H83ZM108 232H110L109 234L111 235V236H109V234H108ZM111 232H112V234H111ZM68 233H70L69 235H68ZM96 233V234H95ZM115 233L117 234V235H115ZM123 233V234H122ZM144 233V234H143ZM152 233V234H151ZM177 233V234H176ZM75 234H78V235H80L79 237L78 236H76L75 237ZM85 234V235H84ZM87 234V235H86ZM101 234V235H100ZM122 234V235H121ZM137 236H136V235ZM141 234V235H140ZM148 236H147V235ZM175 234H176V236H175ZM68 235V236H67ZM90 235H91V238H90ZM128 235H129V237H128ZM133 236V237H131V236ZM170 237H169V236ZM85 236V237H84ZM102 236H104V237H102ZM105 236H107V237H105ZM120 236V237H119ZM141 236V237H140ZM147 236V237H146ZM151 236V237H150ZM168 236V237H167ZM173 236V237H172ZM69 237V238H68ZM70 237L72 238V237H75V238H72V239H70ZM96 237H97V240H96ZM110 237V238H109ZM135 237H136V239H135ZM153 237V238H152ZM77 238V239H76ZM86 238V239H85ZM133 238V239H132ZM148 238H150V239H148ZM76 241H75V240ZM88 239V240H87ZM120 239H122L121 241H120ZM174 239H175V241H176V243H175V241H174ZM71 242H70V241ZM81 240V241H80ZM90 240V241H89ZM99 240H100V242H99ZM104 240V241H103ZM106 240V241H105ZM110 240H112V241H110ZM134 240V241H133ZM135 240H137V241H135ZM171 240V241H170ZM68 241V242H67ZM98 243H97V242ZM146 241V242H145ZM150 241V242H149ZM179 241V243H177ZM74 242V243H73ZM86 242V243H85ZM104 242H105V244H104ZM113 242V243H112ZM128 242V243H127ZM142 242V243H141ZM152 242V243H151ZM182 242V243H181ZM79 243V244H78ZM85 243V244H84ZM91 243V244H90ZM109 243V244H108ZM125 243V244H124ZM134 243V244H133ZM146 243V244H145ZM168 243H170V244H168ZM185 243V244H184ZM59 244V245H58ZM72 244V245H71ZM110 244H112V246L110 245ZM153 244V245H152ZM187 244V245H186ZM69 245H70V247H69ZM97 245H98V247H99V249H98V247H97ZM109 245H110V249H109ZM120 245V246H119ZM126 245V246H125ZM136 245V247L134 248V246ZM177 245V246H176ZM184 245V246H183ZM189 245V246H188ZM192 245V246H191ZM195 245V246H194ZM56 246V247H55ZM93 246V247H92ZM125 246V248H121V247H124ZM152 246V247H151ZM167 246V247H166ZM171 246V247H170ZM179 246H181V247H179ZM77 247V248H76ZM128 247V248H127ZM147 247V248H146ZM149 247V248H148ZM170 247V248H169ZM176 247V248H175ZM187 247V249L186 250H183L184 248H186ZM69 248V249H68ZM137 248V249H136ZM157 248H158V250L159 249H162V251H164L163 253L161 252V250H159V252H158V250H157ZM168 248V249H167ZM181 248H183V249H181ZM190 248H194V251H192V249H190ZM64 249V250H63ZM73 249H75V250H73ZM80 249V250H79ZM91 249V250H90ZM93 249V250H92ZM106 249V250H105ZM112 249H113V252H111L112 251ZM118 249V250H117ZM125 249H126V251H125ZM167 249V250H166ZM171 249V250H170ZM197 251H196V250ZM199 249V248H198ZM67 250H69L68 252H67ZM130 250V251H129ZM136 250V251H135ZM149 250V251H148ZM155 250H157V251H154ZM170 250V251H169ZM175 252V254H177V256H174L175 254H174V252ZM177 250H179L180 251V254L178 253L179 251H177ZM76 251V252H75ZM98 251H100V253L98 252ZM109 253H108V252ZM121 253H120V252ZM140 253H139V252ZM145 251V252H144ZM151 251V252H150ZM123 252H126V253H124L123 254ZM170 252H172V254L170 253ZM177 252V253H176ZM183 252V253H182ZM60 253L62 254V255H60ZM95 253V254H94ZM107 253V254H106ZM149 253V254H148ZM156 253H158V255L156 254ZM160 253V254H159ZM162 253V254H161ZM181 253H182V255H181ZM76 254V255H75ZM117 254V255H116ZM131 254H133V255H131ZM140 254H142V255H140ZM152 254H154V255H152ZM165 254V255H164ZM168 254V255H167ZM174 254V255H173ZM184 254V255H183ZM186 254V255H185ZM72 255V256H71ZM110 255V256H109ZM156 255V256H155ZM168 256V258H166L167 256ZM180 255V256H179ZM113 256V257H112ZM142 256V257H141ZM169 256H170V258H171V260H170V258H169ZM179 256V257H178ZM67 257V258H66ZM99 257V258H98ZM131 257V258H130ZM147 259H146V258ZM152 257V258H151ZM175 257L176 258V261L175 260H173V258ZM57 258V259H56ZM110 258V259H109ZM113 258V259H112ZM118 258V259H117ZM142 258V259H141ZM155 258V259H154ZM180 258H182V259H180ZM93 259H94V257H93ZM116 259V260H115ZM123 259V260H122ZM141 259V260H140ZM169 259V260H168ZM189 257L186 259L187 261H186V263L188 262H190L191 263V261H189L190 259H193L192 257L189 259ZM62 260V261H61ZM144 260V261H143ZM147 260V261H146ZM149 260V261H148ZM179 260H181V262L179 261ZM71 261V262H70ZM116 261V262H115ZM118 261V262H117ZM135 261H137V263L135 262ZM146 261V262H145ZM152 261H156L155 263L154 262H152ZM173 261H175V262H173ZM193 262H194V260H192ZM198 261V260H197ZM197 261H195V262H197ZM139 262V263H138ZM140 262H142V263H140ZM173 262V263H172ZM199 262V261H198ZM198 262H197V264H198ZM98 263V262H97ZM176 263V264H177ZM185 263V262H184ZM185 263V264H186ZM157 264V263H156ZM201 264V263H200Z\"/></svg>",
  "mask_w": 264,
  "mask_h": 264
}]
</instances>
